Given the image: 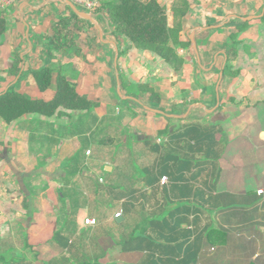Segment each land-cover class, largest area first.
<instances>
[{
	"label": "crops",
	"instance_id": "1",
	"mask_svg": "<svg viewBox=\"0 0 264 264\" xmlns=\"http://www.w3.org/2000/svg\"><path fill=\"white\" fill-rule=\"evenodd\" d=\"M70 10L0 9V94L92 102L0 116V264H264V0H187L166 58L101 14L50 53Z\"/></svg>",
	"mask_w": 264,
	"mask_h": 264
},
{
	"label": "trees",
	"instance_id": "2",
	"mask_svg": "<svg viewBox=\"0 0 264 264\" xmlns=\"http://www.w3.org/2000/svg\"><path fill=\"white\" fill-rule=\"evenodd\" d=\"M103 8L100 14L108 21L112 33L121 34L129 38L136 47L152 50L166 58L165 51L171 48L176 29L168 26L164 8L157 0H106ZM81 19L71 9L70 15L54 22L52 32L47 35L50 53L54 48L74 49L76 30L80 29L78 21ZM32 75L39 89L45 90L50 85L52 69L43 67L32 70ZM59 106L89 109L92 102L79 95L74 83L62 73L57 75L56 93L50 101L32 100L14 91L0 94V116L5 121H11L30 111L51 115ZM216 233L223 243L225 233L218 229Z\"/></svg>",
	"mask_w": 264,
	"mask_h": 264
},
{
	"label": "built area",
	"instance_id": "3",
	"mask_svg": "<svg viewBox=\"0 0 264 264\" xmlns=\"http://www.w3.org/2000/svg\"><path fill=\"white\" fill-rule=\"evenodd\" d=\"M17 0H0V9L6 8L13 4ZM73 3L77 9L93 16L95 21L96 18L100 17V13L103 10L104 2L106 0H66ZM165 181V177L161 178ZM262 190H258L257 193H261ZM84 223L87 225H95V218H85Z\"/></svg>",
	"mask_w": 264,
	"mask_h": 264
},
{
	"label": "rangeland",
	"instance_id": "4",
	"mask_svg": "<svg viewBox=\"0 0 264 264\" xmlns=\"http://www.w3.org/2000/svg\"><path fill=\"white\" fill-rule=\"evenodd\" d=\"M162 1H165V0H162ZM185 2H187V0H167V2L163 3L162 7L164 8L166 18L169 19V17L172 16L174 19H176L179 13L181 12ZM115 36L121 38L123 35L117 33L115 34ZM171 42H173L175 45H179V46L181 45L179 40L175 38V33H174V36H172ZM170 52H171V48L165 51V53H170Z\"/></svg>",
	"mask_w": 264,
	"mask_h": 264
},
{
	"label": "water",
	"instance_id": "5",
	"mask_svg": "<svg viewBox=\"0 0 264 264\" xmlns=\"http://www.w3.org/2000/svg\"><path fill=\"white\" fill-rule=\"evenodd\" d=\"M68 5L70 6V8L72 9V11L74 13H76L79 17H82L84 19H87V20H90L92 22H94V19H93V16L92 15H89L83 11H80L79 9H77V7L71 3L70 1H67ZM253 17L249 16V17H244L243 20L246 21V20H250L252 19ZM189 39L192 41L193 43V35H190ZM116 60V59H115ZM146 109L148 110H151L155 113H160L161 111H159L158 109H154V108H150V107H146Z\"/></svg>",
	"mask_w": 264,
	"mask_h": 264
}]
</instances>
